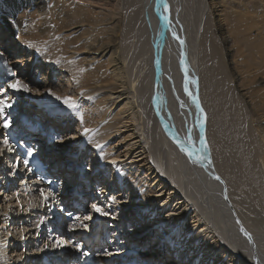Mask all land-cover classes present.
<instances>
[{"label": "bare ground", "instance_id": "1", "mask_svg": "<svg viewBox=\"0 0 264 264\" xmlns=\"http://www.w3.org/2000/svg\"><path fill=\"white\" fill-rule=\"evenodd\" d=\"M200 1L203 11L199 10V14L196 12L198 15L195 18L196 21L193 18V21L189 19L187 21V16L185 17V13H189L192 9L191 1L188 2V0H0V18L9 20L13 24L11 31H15L32 9L37 14L39 13L37 10L40 11V8L49 2L59 3L54 13L57 17L62 15L66 6L68 9L66 14L83 11L86 6L93 3H99L104 7L106 17L99 20L101 25L97 21L96 24L91 25L92 27L90 26V34L80 32L77 35L79 31L77 28L68 30L69 34L65 31V37L60 34L57 36L53 32L52 37L42 40L43 42L37 43L36 46L48 49L51 57L57 59L58 62H64L63 69L66 70L69 86H72V93L84 99L79 104L83 128L89 129L93 134L96 126L104 121L109 112H115L114 119L106 124L103 123L104 128L112 127L113 132L102 144L101 150H94L98 156L80 152V155H84L81 159L83 160L81 166L86 176L96 172V169H102V174H105L106 170L109 172V167L123 170L124 166H134L132 170L141 171L145 179L141 183L138 182L139 185L141 184L138 186L139 196L144 201L157 199V204L145 209L146 216L141 215V211L144 210L140 209L142 205L139 199L141 197L138 200L134 199L132 203H129L131 197L127 200L126 205L136 206L133 208V213L140 218L143 216L138 228L135 231L132 230V239L136 241L130 242V245L126 247L127 251L144 244L150 233L151 238L155 234L157 240L152 242L153 244H147V254L151 259L148 260L149 263L153 262V259L160 260V263L164 264V261H161L164 258L163 245L168 243L167 245H181L182 250L192 249V254H188V260H193L190 264H200L204 260L203 256L194 259V255L206 248L202 254L216 250L214 263L221 260L223 264L234 261L237 264H264V252L260 249V244L249 233V230L253 228L264 226V86L258 89L259 84L254 83L257 76L264 75V0H222L215 4L220 9L218 11L221 13L219 15L221 21L212 18L210 3L213 0ZM139 5H141L142 15L148 26L153 28L151 44L149 42V45L147 44L150 58L145 62L151 68L147 70L149 71L148 76L142 78H148L145 80H148L147 89L140 88V92L132 81L128 87L124 76L125 64L119 56V54L127 56L132 47L134 49L131 51L130 58H134L136 52L141 54L143 51L142 43L146 38L143 40L142 23L140 24L143 19L139 20L142 17ZM122 9H126L123 24L118 20ZM205 11L206 16H203ZM15 13L17 14L16 19L14 18ZM36 20L39 19L36 17ZM118 24L123 33L121 47L118 46L120 49L114 39ZM189 26L192 31L190 35H187L186 27L190 28ZM48 29L47 26L41 25L39 29L36 27L33 33L30 32L25 36L41 41L42 35L47 33ZM59 31L60 29L55 27V33ZM163 31L164 36L160 41L159 37ZM102 33L103 36L99 38ZM239 36L241 37L240 43L237 40ZM132 37L137 39L133 46L130 44ZM18 39L24 41L27 46L31 43L21 38ZM31 44L33 45L31 49H35V44ZM108 52H111L109 56L106 54ZM78 53L82 54V60H76L74 57ZM2 62L4 63V58L0 57V85H2L0 99L6 96L4 100L8 102L10 94L6 95V91H11L10 93L15 97L14 100L9 101L11 104L8 103L11 109L18 108L20 105H16V101L22 102V98H25L35 105H42L41 108L45 110L47 117L52 118L54 112L51 109H57L58 106H50L55 105L51 100L61 95L17 92L8 88V83L14 82L15 77L9 65L19 64L17 66L19 67L23 62L18 56L12 57L5 68ZM88 68L92 70L91 75L86 73ZM240 77L241 81H247L248 90L258 89L257 99L261 98L258 100V105H253L246 93L242 94L246 88L235 86L234 80ZM145 81L141 83L146 86ZM185 87H187V92ZM134 89L138 90L136 94H134ZM129 94H132L131 98L127 96ZM193 97L199 103V110L193 103ZM21 104L26 105L23 102ZM66 108V106L63 107V110ZM66 114L68 120L75 115ZM137 114L139 116L142 114V119H146V123L141 122V126L142 124L145 126L142 131L157 148V173H154L152 166H147L146 153L137 141L139 135L136 132L130 133L133 131L130 129L133 127ZM17 123L12 126L13 132L16 131ZM150 123L152 129L146 128ZM40 129L43 130L44 125ZM106 137L107 135L104 136L105 139ZM8 147L12 148L9 145ZM120 150L123 151L119 152ZM2 157L3 162L0 158V165L9 159V154L4 153ZM51 159L54 160V157ZM19 170V166L16 165L11 175L12 179L16 173H18L17 181L24 178ZM52 172L63 177V173L58 172V169ZM0 175V177L9 176L4 169L0 170ZM94 175L89 178L92 179ZM116 175L107 177L106 183L101 185L99 189L104 192L103 194L109 192L110 187L112 191L116 190L115 183H119L122 188L123 181L132 177V174L127 172L123 175V181L120 178L117 181ZM215 177L220 179L217 180ZM167 181H170V186ZM146 182L150 187L148 191L143 189ZM8 184L5 183L8 187L7 195L13 192L12 187L17 183L13 182L14 185L9 186ZM69 184L73 185V183ZM41 190L47 193L44 188H40ZM166 192H168L167 195ZM69 195L70 192H68ZM47 196L50 199L54 198L48 193ZM16 199L19 200L18 197ZM75 201L78 205L81 204L79 199ZM186 203L194 206L195 215L187 219V226H183L181 231L183 235L179 239L181 233H178L179 235L174 233L176 228L174 225L180 220L175 219L185 214ZM14 208L17 206H10L9 210L13 212V217L14 212H17L13 210ZM40 217L44 220L42 214ZM24 218L28 217L22 216L21 212L20 216L12 220L18 221ZM36 225L38 226L39 222H36ZM64 225L65 222H57L55 225L48 224L47 229H50V226L54 228L50 236L56 240L63 239L65 247L69 242L66 243L64 239L65 234L62 231ZM40 226V233H42L40 237H43L46 229H43V225ZM241 229L248 233L251 241L241 232ZM7 233V231L0 232V264L19 263L22 253L25 252L16 254L17 250L23 247L11 244L10 234ZM28 233L29 231L25 233L23 241ZM175 236L176 239H174ZM30 237V235L27 237L29 242L26 243L27 246L34 242ZM166 238L168 241L165 244L162 243ZM7 241L8 250L6 252L2 247L7 244ZM41 250V248L39 251L30 250L29 254L33 260L37 259L33 261V264H40L41 260H44L43 264H49L50 260L53 263L64 264L63 262L70 259V255L67 258L64 257L66 252L48 254L47 259H41L42 256H39L43 255ZM10 252L12 255L15 254L10 257ZM61 254L66 260L61 257L59 261H53V256L60 257ZM173 263L180 264V260L175 259V262L170 260L165 264Z\"/></svg>", "mask_w": 264, "mask_h": 264}, {"label": "rangeland", "instance_id": "2", "mask_svg": "<svg viewBox=\"0 0 264 264\" xmlns=\"http://www.w3.org/2000/svg\"><path fill=\"white\" fill-rule=\"evenodd\" d=\"M189 1H191L190 5L192 6V9L189 8L191 10L190 11L188 10L189 13L188 12L185 13L186 14L185 17L187 16V21H188V19H189V21H193V19L196 21L195 18L198 16V15H196V12H197V14H199L200 13V12L198 13L199 10L203 11L202 2L200 0H188V2ZM221 1L222 0H213L212 3L214 5H212V3H210L211 7H212V9H211L212 10V12H211L212 18H214L215 20H218V21H221V17L219 16L221 13L218 11L220 9L215 4H217L218 2H221ZM192 2L194 3L193 5H192ZM139 6H140L139 12L141 10L140 16H142V17L139 16L140 17L139 20L142 21V19H143L144 23L146 24V26H145L143 21L140 22V24L142 23L141 26H142L143 40H145V38H146V40H145L146 42L144 41L146 44L144 42L142 43L143 44V47H142L143 51L141 50L142 51L141 54H138L140 52H136L135 53L136 56H134V58H130V55L132 54L131 51H133L134 47H132L130 49V52L128 53L129 56L128 55L127 56L120 55L119 54L121 52L120 50H119L120 52L118 53L120 56V59L125 64L124 65L125 66L124 67V71H125L124 76H125L126 82L128 83V87L133 82L134 85L135 86L137 85V87L139 89V91L134 89V92H135L134 94H136L137 91L140 92V88H143L144 90L147 89L148 80L147 81H145V80L148 78H146V79H142V78H145L146 75L148 76L149 71L147 72V70H149V68H151V67H149V64H145V62H146V59L149 60V58H150V53H149V51H147V49L149 48L148 45L151 44V39L153 36V28H150V26H148L146 19L142 15L141 5H139ZM196 6H197V8H196ZM58 7H59V3L56 4L55 2H49L46 5H44V7L40 8V11L37 10L39 12L37 14H35V12H34L35 10L32 9L31 12H29L27 14L29 16L26 15L23 18L24 22L15 31H11L13 24H11L9 22V20L7 21L6 19L0 18V57L4 58V63L2 62L3 68L7 67L5 65L7 63L9 64L10 59L14 56H18L20 61L23 62L19 67H17L19 64L9 65L10 71L15 76L13 81L15 82L17 79H20L22 82L27 83L30 87V91L27 93L32 92L34 94H40L41 95L44 93L50 94V92H51V94L54 93L55 95L60 94L61 95L60 98L62 100L66 96L71 97L73 101H74V99H76L74 102L77 104L76 105L77 107L75 109L66 108L63 110V107H65L66 105H62L61 99L59 101L58 99H56V97H54L51 101L55 105H50V106H58V108L57 109H51L52 112H54V115H52V118L49 119L47 117V113L45 112V110L41 108L42 105H35V104L31 103V100H27L25 98H22V102L26 103V105L21 104L22 102H20V101H16V105H18V104L20 105L18 108L11 109V107H10V108L5 109L3 114H0V124H2L4 120L9 121V127L7 129L0 127V142H1L0 143V147H1L0 148V158L2 159L1 161L3 162V157L1 156L3 150L4 151L6 150L4 152L5 154H9V159L6 160L4 162V164L0 165V167H3V165L5 167V168L4 167L1 168L0 170L4 169L6 174L9 175L8 177L5 175L0 177V182H2V183H0L2 185V186H0V216L2 215V218H0V228H2V230L0 232L5 233L7 231L8 232L7 234H10L9 235V241L12 242L11 244L14 243L15 245L18 244L19 247H23L22 249L17 250L18 252H16L17 255H18V253L21 254L23 251L25 252V253H22V256H21L19 263H16V264H21V263L22 264H33V261H35L37 259L35 258L33 260V257L30 256L29 253L31 251H39V249L41 248L43 255L40 254L39 256L40 257L42 256L41 257V259H42L44 256H46L44 254L47 253V251L50 252L51 250H53L56 247H59V248H61L62 246L64 247L65 241L63 239L60 240V238H59V240H56L53 236H50L51 229H47L48 228L47 222L49 221V219L53 218V219H56L57 220L56 222H58V223H64L61 220V215H59L60 214V208L58 206L60 205V203H57V201L55 199H52V198L50 199L47 196V193H44L45 196H47V200H44L40 195V192H41L40 188L33 186L34 183H32V180H29L27 182V180H25L24 178H20L18 181L15 180L14 182H16L17 185L12 184V185H14L12 187L13 192H10L9 195H7L8 191L6 189L8 187L5 186V183L7 182V184H8V182L12 181L9 179V177L14 172V167L16 165L13 162L14 160H13V157L11 155V152L9 150H7L8 147H4V141H5V139L7 141H9L12 136L16 135L15 134L16 131H14V132L12 131L13 130L12 126L16 122H19L18 118H19V116H21L20 114H23L25 116L31 115L32 119L29 120L30 122H32V123H34V125L38 126V122L41 121V123L44 125V129L43 130L40 129L41 131L39 130L40 134L44 133L43 134L44 136H48L51 134H48L47 132H50L52 130L53 134L51 135L50 143H47L44 141L41 144V147L44 150L43 154H44V156H46L50 160H53L51 158L54 157V160L51 162L52 163L51 169L52 170L55 169L56 171L58 169V172L61 171V173H63V176L65 174L66 177H64V178L66 179V183L70 186V188L71 189L76 188L78 191V194L80 196L83 194V196H81V197H79V195H77V196L74 195L73 199L75 198V200L76 199L80 200V203L84 206L85 213L87 214L86 217H89L88 220L92 222L94 220H100L103 217L105 220V223H106V224L105 223L104 224L107 227H108V225L114 227L113 228L114 230L111 231L113 244H111L110 248L113 247V249L116 250V248H115L116 244H114V240L117 241L118 239H119L118 245L121 247H119L116 252L115 251L112 252L109 249V251L111 252V255L115 256L116 258H119L118 252H120V254L122 255V258H124V257L128 256L129 253H132V255H130V256L134 257V259H136L140 263L144 262L143 264H152V263L161 264L160 260L158 261V260L152 259L153 262H150V263L148 261L150 258H149V254H147L148 253L147 244L148 243L153 244L152 242L157 240V238H155V234L151 238L152 235L149 233L147 235L149 238H146V241L144 242V244L137 245L134 248L129 249L128 251L126 250V247H128L130 245V242L136 241L135 239H132V235H131L132 230L134 229V231H135L138 228V224H140L143 216H146L147 208H152L155 204H157L156 203L157 199L155 201H153L151 199V200H148L149 201L148 202L147 200L146 201L142 200V197L139 196L138 186L141 185V184L139 185V183H141L142 181H145V179L143 178V175L141 174V171H137V169L132 170V168L134 166L129 167L130 165L124 166L123 170H120L119 168L111 169L112 167H109L110 173L107 172V170H106L105 174H102L103 170L99 169L100 172L95 173V175L92 176V179L89 178V175L86 176L85 171H82L83 168H82V170H80V174H77V175H75V173H73V172H70V170L68 171L67 167H70V166H72V167L74 166V171H78L77 169H79L80 165L83 163L82 162L83 160L81 161L82 163H80V165L79 164L76 165V163H78L82 159V157H84V155H80V152H84L82 154H86V155H94V156L97 155L98 156V154L94 151L97 149L96 146L102 145L105 141H107L113 132V129H111L112 127L111 128H104V124H106L109 120L115 118V112L114 111L109 112V114L104 119V121L102 123L98 124V126H96L93 134L91 132H89L87 135H85L84 134L85 128H83L81 120H80L81 119V112H80V105H79V104H81L82 100H84V99H83V97H77V95L72 93V86H69V83L67 81L69 79L66 75V70L63 69L64 62H62V61L58 62L57 59H54L53 57H51L48 49L38 48V46H36L37 43H39V42L42 43L43 42L42 40H47L48 37H52L53 35H51V34L53 32H54V34H57V36H59V34H60L61 36L65 37L66 36L65 31L68 33V30H70L71 28H77V29H79V31L77 32V35L80 32L90 34L91 27H92L91 25L93 23L96 24L97 21L101 25L99 20L106 17L105 12L103 11L104 7H102V5L99 3H93L89 6H86V8L83 11H80L78 13L74 11L72 14H66L67 10H68L66 8L67 6L66 7L63 6V7H65V9L62 12V15L57 17V16H55L54 13L56 12ZM124 8H127V7H124ZM125 10L126 9H122L120 11L121 15L118 17V20L121 24H123V21H124ZM193 11L195 12V14ZM32 13H34V15ZM192 14H194L195 17ZM191 16H193V17H191ZM203 16H206V11L203 12ZM16 17H17V14L15 13L14 18L16 19ZM36 17L39 19L38 21L36 20ZM60 17H61V19H59ZM190 17H191V19L192 18L193 19L191 20ZM41 25H45L49 28L48 32L47 33L45 32V34L42 35L41 41L33 39V38H29L28 36H25V35H28L30 32L33 33V31L35 30L36 27L39 29ZM119 26H120L119 24L116 26V33L114 34V39L117 41V47L118 46L121 47L122 34H123V33H121L122 28H120ZM55 27L60 29V31L58 33H55ZM187 28L188 27H186V32H188L187 35H190L192 29H191V27L188 29ZM188 30H190V31H188ZM72 31H74V29ZM146 32H147V34H146ZM102 36H103V33L99 35V38ZM18 38H21L22 40L34 43L35 49H31V47L27 46L24 41H21ZM147 38H149V39L147 40ZM65 39H68V38H65ZM240 39H241V37L239 39H237L239 41V43H240ZM136 40L137 39L135 37L134 38L132 37L130 44H132V46H133V43L136 44ZM148 42H149V44H148ZM231 45L232 44L230 43L229 46L231 47ZM58 47L60 48V46H58ZM120 47H118V48L120 49ZM150 47H151V45H150ZM237 47L239 48V45ZM238 48H237V50H238ZM110 53L111 52L106 53L107 56H109ZM234 53H236V51ZM10 56H12V57H10ZM121 56H123L124 58L122 59ZM74 57L76 58V60L77 59L82 60L81 57H83V56L81 53H78ZM153 64H155V62H153ZM157 67H158V65H157ZM61 70H63V71H61ZM86 73L91 75L92 74L91 68L86 69ZM257 77L258 78L255 79L254 83L255 84L258 83L259 87H257V88L260 89L264 86L263 85L264 84V75L261 74ZM130 81H132V82H130ZM142 81H145L146 86H145V84H143L144 85V87H143V85L141 83ZM137 83H139V84H137ZM234 84L236 87L242 86L243 89H245L248 86L246 80L241 81V77L234 80ZM70 85H71V83H70ZM65 90H66V92H65ZM257 90L251 91V90H248L246 88V90L242 91V94L246 93V95L248 96L249 100L253 103V105H258V100L261 98L257 99V96L259 95ZM10 92L11 91H6V95L10 94L9 95L10 97H8V102L5 101L6 103H10L9 101L11 99H13V100L15 99L14 95ZM131 95L132 94H129L127 96L129 98H131ZM5 97L6 96L2 97V99L4 100ZM245 108H246V106H245ZM9 109H10V113H9ZM48 110H50V109H48ZM60 110H63V111L61 112ZM66 113H68V116L75 114L74 115L75 117L73 116V118L68 120V118H66V116H67ZM113 116H114V118H113ZM143 118H145V117L143 116ZM142 121H145V123H146V119H142V114L140 116L137 114V118L135 119V122L133 123V127H131V129H130L133 131H130V133L136 132L137 135H139V136H137L138 137L137 141L140 142V146L144 149V151L146 153L145 154L147 157L146 162H148L147 166H149V165L152 166V170H154V173H157V166H156V164H157V160H156L157 148L152 144V141L145 136V132L142 131V129H145V126L143 124L141 126ZM23 125L24 124L22 123V121H20V125H19V127L16 126L17 127L16 130H20V127L23 128L22 127ZM43 125H41V126H43ZM151 125H152L151 123H150V125L148 124V126L146 128L149 127L152 129ZM263 126H264V124H263ZM47 129H48V131H47ZM106 135L108 138L106 137V139H105L104 136H106ZM53 137L54 138L56 137V139L54 140ZM121 151H123V150H120L119 152H121ZM4 153L2 155H4ZM10 155H11V157H10ZM76 158L79 159L78 162L75 160ZM163 160H164V155H163ZM9 163L14 164V166L12 167ZM84 164L86 165V163H84ZM163 164H164V162H163ZM53 166H55L56 168L54 167V169H53ZM164 166H165V164H164ZM83 167L85 169V166H83ZM87 167H88V165H87ZM11 168H12V170H11ZM125 169H126V171H125ZM21 172H22V170H21ZM120 172H123V173H120ZM127 172L128 173L130 172L132 174V177L126 181L125 180L123 181L122 180L123 175L126 174ZM84 173H85V175H83ZM114 173H115V175L118 173L116 175V177L118 178V179H116L117 181L120 178V180L124 182L122 184V188L120 187L119 183H115L114 186H116V190L112 191L111 187H110L109 188L110 190H108L110 192V194H109V192H107L108 194L107 193L103 194L104 192H102L99 188L101 187L102 184L106 183L107 177H114L115 176ZM5 177H6V180H5ZM16 177H17V175H16ZM60 177H61V175H60ZM13 178H15V176ZM79 178H82V181H78ZM95 179H97V180H95ZM116 180H115V182H117ZM135 182H136V184H135ZM167 182L170 186L171 185L170 181H167ZM69 183H73V185H71ZM9 185H10V183L8 184V186ZM117 185H118V187H117ZM78 186L80 187L79 189H78ZM144 186L145 187H143V189H145L146 191L150 190V187H149L147 182L145 183ZM81 187L83 190V191L81 190L82 192L80 191ZM87 187H90L89 188L90 193H92V194L94 193L93 199H92V196L88 195L89 193H85L86 192L85 190ZM111 191H112V193H111ZM3 193H5V194H3ZM80 193H82V194H80ZM117 193H120V194H117ZM167 193L168 192H166V195H167ZM71 195H73L72 192H70L69 196L66 195L65 198H69V197H71ZM50 196H52V195H50ZM17 197L19 199L18 201L16 199ZM129 197H131V201H129V203H132L141 197L139 199V203H141V205H142L140 209L141 210L144 209L143 211H141L142 212L141 215H143L141 218H140V216H136V214L133 213V210H134L133 208L136 206L131 207V205H129V206L126 205ZM18 202H20V203L16 205V203H18ZM93 204H95V205H97V207L101 208V210L103 212H105L106 214L100 215L98 213H94L92 211V205ZM13 205L17 206V208L13 209L14 211H17V212H14V217L12 214L13 212H9L10 206H13ZM185 206H187V208H185V214H183L180 218L175 219L176 221L180 220L179 223H176V225H174V226H176V228L174 230L175 231L174 233L176 235H179L181 233V231L184 228L183 226H187V219L194 217V215H195V213H194L195 209H194V206L191 205V203H186ZM33 207L35 209H32ZM37 210H39V211H37ZM36 211H37V213H35ZM21 212H22V216L24 215L28 218H24L26 220L18 219V221H13L15 219V217H18L21 215ZM40 212H43V213H40ZM28 214H30V215H28ZM41 214H42V217H44V220H42L43 218L40 217ZM135 220H136V222H135ZM25 221H27V222H25ZM12 222H13V224L11 225ZM36 222H39L38 226L36 225ZM29 224H30V226H29ZM40 225H43L44 226L43 229H46L43 237H40L42 234V233H40V230H41ZM132 225L135 227H133ZM142 226H144V225H142ZM22 229H24L23 232H22ZM28 231H29L28 235L31 236L30 238H32V241H34V242H31L27 246L26 243L28 242V240H27L28 235L24 241H23V239H24L25 233H27ZM112 232H114V235H112ZM249 233L255 238L257 243L260 244V249L264 252V226H262L261 228L260 227L253 228L252 230H249ZM173 234H171V236H173ZM3 235H5V234H3ZM182 235H183V233L180 234L179 239L182 238ZM4 238H5V236H4ZM64 239H66V243H67V238L65 237ZM174 239H176V236ZM167 244L168 243L163 245V247H164V249H163L164 258H162L161 261H164V264L170 260H173L175 262V259L180 260V264H186V263L190 264L191 262H193V260H188V254H192V249H190L189 251L188 250L186 251V249L182 250L181 245L178 246L177 244H173V245H170V244L167 245ZM42 245H44L43 248H42ZM7 246H8V241H7V244L4 247H2V249H4V251H6V252L8 250ZM180 247H181V249H180ZM28 249H29V252H27ZM206 249H202L201 252L195 254L194 259L196 257L203 256L204 260L202 262H200V264H223V261H221V260H219L216 263L213 262L215 259L216 250L213 251L212 253L208 252V253L202 254L204 252V250H206ZM59 251L62 253L63 252H66V253L69 252L68 249H59ZM73 251H75V250H73ZM185 252H187V253H185ZM193 252H195V251H193ZM174 254H175V256H174ZM13 255H12V252L9 253L10 257ZM153 256H155V254H153ZM71 257H73L72 253L70 254V259H71ZM75 257L76 256H74L72 259L74 260ZM228 259L229 258H227V260ZM50 261L51 262L49 264H58V262L53 263L52 260H50ZM13 262L14 261H12V263ZM66 262L67 261H65L63 263L67 264ZM9 264H11V263H9ZM40 264H43L42 260L40 261ZM113 264H117V263H113ZM173 264H175V263H173ZM229 264H237V262L236 261H234L232 263L229 262Z\"/></svg>", "mask_w": 264, "mask_h": 264}, {"label": "snow or ice", "instance_id": "3", "mask_svg": "<svg viewBox=\"0 0 264 264\" xmlns=\"http://www.w3.org/2000/svg\"><path fill=\"white\" fill-rule=\"evenodd\" d=\"M165 19H167V18H165ZM28 46L29 47H32L33 45L31 43H29ZM0 88H2V85H0ZM8 88H10V89H12L14 91H17V92H20V91L29 92L30 91L29 85L27 83L22 82L20 79H17L15 82H9L8 83ZM185 91L187 92V87H185ZM50 94H51V92H50ZM56 99L60 100L61 98L60 97H56ZM192 99H193V103L196 104V107L199 110L200 109L199 103L197 102V100L195 99V97H193ZM62 103L64 105H66L67 108H69V109H75L77 107L76 104L73 102V100H72L71 97H67V96L64 97L63 100H62ZM10 107H11V105H9L8 103H6L5 100L0 99V114H3L4 111H5V109L10 108ZM81 123H83L82 117H81ZM0 127H3L5 129H7L9 127V121L8 120H4L3 123L0 124ZM89 132H90L89 129H87V128L84 129V134L85 135H87ZM4 147H8V141L7 140L4 141ZM96 147H97V150L98 151L103 148L102 145H97ZM181 150L183 151L184 149L182 148ZM27 155L29 157H31L33 155V150L31 148H29V150L27 152ZM24 163H25V166L27 167L28 161L25 160ZM215 179L219 180L220 178L219 177H215ZM40 195H41V197L44 200H47V196H45V194H44V192L42 190L40 192ZM92 211L94 213H98L100 215H105L106 214L105 212H103L101 210V208L97 207V205H95V204L92 205ZM85 218H89V217H85ZM237 223H239V221H237ZM81 226H83V225H81ZM241 232H243L244 235L246 237H248L249 241H251V237L248 235V233L244 232V229H241Z\"/></svg>", "mask_w": 264, "mask_h": 264}, {"label": "water", "instance_id": "4", "mask_svg": "<svg viewBox=\"0 0 264 264\" xmlns=\"http://www.w3.org/2000/svg\"><path fill=\"white\" fill-rule=\"evenodd\" d=\"M164 36V31L161 33V35H160V37H159V39H160V41L162 40V37Z\"/></svg>", "mask_w": 264, "mask_h": 264}]
</instances>
